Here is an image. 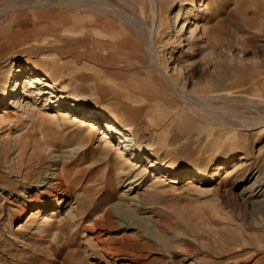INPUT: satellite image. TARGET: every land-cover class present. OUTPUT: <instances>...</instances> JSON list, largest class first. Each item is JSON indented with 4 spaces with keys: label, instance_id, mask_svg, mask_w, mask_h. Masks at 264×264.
<instances>
[{
    "label": "rangeland",
    "instance_id": "1",
    "mask_svg": "<svg viewBox=\"0 0 264 264\" xmlns=\"http://www.w3.org/2000/svg\"><path fill=\"white\" fill-rule=\"evenodd\" d=\"M53 1L0 0V264H264V0H135L196 103Z\"/></svg>",
    "mask_w": 264,
    "mask_h": 264
},
{
    "label": "bare ground",
    "instance_id": "2",
    "mask_svg": "<svg viewBox=\"0 0 264 264\" xmlns=\"http://www.w3.org/2000/svg\"><path fill=\"white\" fill-rule=\"evenodd\" d=\"M117 1L120 3V6L116 5V3L111 2L110 0H57V1H53L55 3L53 2H46V3H47L48 8L49 7L58 8L57 14L58 16H60L61 19L72 15L71 19L73 22L81 21L82 26L77 29H74L75 32H83L87 30V28H90V29L96 28V30L102 31L105 34L110 35L113 40L112 45H117L121 47V49H126V52L124 53L126 59L130 58L135 61V54H136V56H138L139 61H142V62L144 61L146 63L145 67H147L152 72L158 74V78L159 77L161 78L160 80L166 85V88L169 92L171 91L173 94H175V96H179L180 99H182L183 101L196 103L197 99H192L190 95H187L185 91L179 88L178 84L172 78L167 76L168 74H166L165 68L163 67L162 63L158 60V56H156L153 50V47H152L153 43H152L151 36H149L145 28L141 27V25L143 26V23L141 20L135 21L136 19L135 18V0H117ZM16 7H13L12 9H15ZM124 7L127 8L129 11H126ZM20 8L21 7L18 6V9ZM152 8H153L152 9V21L154 22L158 11L156 12V9H157L156 6H153ZM179 17L180 15L178 13L177 19ZM56 24H59V22L56 21ZM101 44H105V42H102ZM106 45L107 44H105V46ZM37 82L40 85L42 84L41 82H46V81L44 79H37ZM32 85L33 84L30 85L29 82L26 84L24 83V92L22 93L23 97L28 96L29 89L33 88ZM44 86L49 88V85L47 83H45ZM52 98L54 97L52 96ZM54 99H56V97ZM20 100L17 102L15 107L20 103ZM23 102L24 101H21L19 107L22 106ZM62 105L64 104L61 103V106ZM67 105H68L69 113H72V112L73 113L74 112L83 113L85 111L84 109L78 108L71 103ZM59 114H60L59 117L66 116L65 113H59ZM88 116L89 114L86 115L85 118H88ZM88 121L90 124L89 131L94 132L97 129L96 121L92 118H90V120L88 119ZM117 134H120V132L117 131ZM100 137H101L100 143H102L100 148L102 150H105L106 147H110L116 157L117 156L119 157L121 155L122 153L121 149H119V147L116 148V146L113 145V143L110 141V138L107 136L105 132L101 133ZM162 163L163 162L161 160L151 161L148 164V169L150 170L161 169ZM236 166L237 165H234L233 167L234 170H237ZM238 168H240V166ZM143 170L147 171V168ZM162 170H164L165 172H172L171 168L166 165ZM39 194L42 196L41 193Z\"/></svg>",
    "mask_w": 264,
    "mask_h": 264
}]
</instances>
